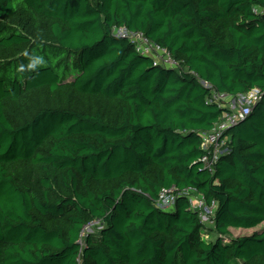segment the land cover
<instances>
[{
  "label": "trees",
  "instance_id": "16d2710c",
  "mask_svg": "<svg viewBox=\"0 0 264 264\" xmlns=\"http://www.w3.org/2000/svg\"><path fill=\"white\" fill-rule=\"evenodd\" d=\"M253 90L205 169L212 92ZM263 223L264 0H0V264H264V230L230 231Z\"/></svg>",
  "mask_w": 264,
  "mask_h": 264
},
{
  "label": "built area",
  "instance_id": "2783aa9c",
  "mask_svg": "<svg viewBox=\"0 0 264 264\" xmlns=\"http://www.w3.org/2000/svg\"><path fill=\"white\" fill-rule=\"evenodd\" d=\"M123 36H129L136 43L138 50L143 54L147 55V53L152 52V50L146 49L147 50L146 52V50L140 49L138 47V43L136 42V38L138 36L144 41V43L147 42L148 44H150L151 47L153 48V51L157 53L160 52L161 50L167 52L166 50H163L159 46L150 42L143 34L130 33L129 35H123ZM253 91H256V94L254 96V99L251 100L250 103L252 102L255 103L260 99L258 90H253ZM225 98H229L230 102L229 104H225L222 106L229 108L230 112L225 113L220 118V120L217 123H215V125L209 132H205L202 134V140H203L202 148L205 150V154L203 155L201 161L204 164L205 169H208L211 172H214V165L216 164V162L229 150L228 143L230 137L226 135V132L233 126L237 125L239 122L243 121L252 111V104L245 106L242 103L238 105L236 103L237 97L227 95L225 93L213 91L210 101L218 102L221 105V101L224 100ZM176 190H177L176 187H173L171 189H162L159 195L160 205H162L165 201L174 204L177 196ZM184 194H186V196L189 198L191 207L194 210L200 211L201 215H203L204 209L208 208L205 198L201 194L197 193L194 189H187L184 192ZM211 208L216 210L215 204L211 206Z\"/></svg>",
  "mask_w": 264,
  "mask_h": 264
},
{
  "label": "rangeland",
  "instance_id": "374dc122",
  "mask_svg": "<svg viewBox=\"0 0 264 264\" xmlns=\"http://www.w3.org/2000/svg\"><path fill=\"white\" fill-rule=\"evenodd\" d=\"M117 35H129L130 33L125 30V29H117L116 30ZM132 35V34H131ZM137 36V35H134ZM136 42L138 43V47L142 50H146V49H151L152 52H148L147 55L153 57V59L155 60V62L159 65L162 66H169V67H174L178 70H181V64L177 63L167 52L165 51H160V52H155L153 51V48L151 47L150 44H148L147 42L144 43V41L138 36L136 38ZM147 52V50H146ZM206 86H210L209 84H206ZM256 94V91H252L251 93L246 94L245 96H239L236 98V103L242 104L247 106V105H251L254 104L253 102L250 103L251 100L254 99V96ZM230 99L229 98H225L224 100L221 101V105H225V104H229ZM162 206L164 208H171L172 204L170 202L165 201ZM203 215H201V218L203 220V222L205 223V226L211 230L212 235H211V239L212 240H216L219 237V234L214 231L215 230V225L213 224L212 220L213 217L216 213V210H214L213 208L209 207L207 209H204L203 211ZM104 225L102 224V222L100 221H95L92 224H90L88 227H86L85 229V233H96L98 232ZM264 230V223L259 225L256 228H252V229H236V228H231V235L232 237H242V236H249L252 235L254 232L256 231H262ZM226 239H229V236L225 237Z\"/></svg>",
  "mask_w": 264,
  "mask_h": 264
},
{
  "label": "water",
  "instance_id": "95a60500",
  "mask_svg": "<svg viewBox=\"0 0 264 264\" xmlns=\"http://www.w3.org/2000/svg\"><path fill=\"white\" fill-rule=\"evenodd\" d=\"M202 83L206 86V84H208L206 81H202ZM209 87V86H206Z\"/></svg>",
  "mask_w": 264,
  "mask_h": 264
}]
</instances>
